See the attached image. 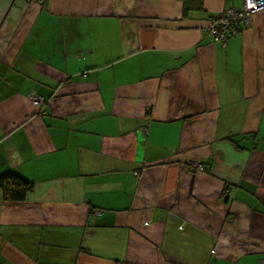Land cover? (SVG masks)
Returning <instances> with one entry per match:
<instances>
[{
    "label": "crops",
    "instance_id": "crops-1",
    "mask_svg": "<svg viewBox=\"0 0 264 264\" xmlns=\"http://www.w3.org/2000/svg\"><path fill=\"white\" fill-rule=\"evenodd\" d=\"M243 1L0 0V264H259L264 10L207 32Z\"/></svg>",
    "mask_w": 264,
    "mask_h": 264
},
{
    "label": "built area",
    "instance_id": "built-area-1",
    "mask_svg": "<svg viewBox=\"0 0 264 264\" xmlns=\"http://www.w3.org/2000/svg\"><path fill=\"white\" fill-rule=\"evenodd\" d=\"M264 10V0H244L242 8H228L220 12L215 18H211L207 29L209 35L216 43L224 44L229 38L236 36L241 30L250 26L252 16ZM33 105H42L44 99L34 94L30 95ZM189 166L194 170H202L197 162H191ZM259 264H264L262 259Z\"/></svg>",
    "mask_w": 264,
    "mask_h": 264
},
{
    "label": "trees",
    "instance_id": "trees-1",
    "mask_svg": "<svg viewBox=\"0 0 264 264\" xmlns=\"http://www.w3.org/2000/svg\"><path fill=\"white\" fill-rule=\"evenodd\" d=\"M184 3V12L189 10L187 6H185V0H181ZM213 19L215 17H212ZM214 43H216L214 41ZM202 167L203 163H200ZM33 188V184L28 180L22 178L21 176L7 172L0 175V191L2 195V199L8 203H17L26 200L28 194L31 192Z\"/></svg>",
    "mask_w": 264,
    "mask_h": 264
},
{
    "label": "clouds",
    "instance_id": "clouds-1",
    "mask_svg": "<svg viewBox=\"0 0 264 264\" xmlns=\"http://www.w3.org/2000/svg\"><path fill=\"white\" fill-rule=\"evenodd\" d=\"M199 164H200V162H199ZM189 167H190V166H189ZM203 169H204V166H203ZM203 169H202V170H203ZM200 171H201V170H200ZM262 259H264V258H262ZM262 259H261V260H262ZM261 260H260V261H261Z\"/></svg>",
    "mask_w": 264,
    "mask_h": 264
}]
</instances>
